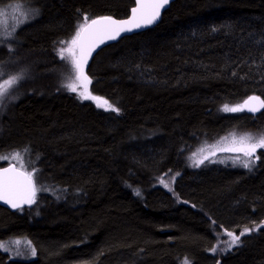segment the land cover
Returning <instances> with one entry per match:
<instances>
[{"label":"trees","instance_id":"obj_1","mask_svg":"<svg viewBox=\"0 0 264 264\" xmlns=\"http://www.w3.org/2000/svg\"><path fill=\"white\" fill-rule=\"evenodd\" d=\"M12 1L39 14L9 53L21 97L0 118V152L28 149L40 191L30 206H0V241L35 250L27 261L0 251V264H264V149L251 171L187 164L203 141L264 134V108L222 110L264 101V0H173L155 26L97 51L88 90L118 112L64 87L58 51L86 16L124 17L134 0L0 4ZM245 228L223 250L225 230Z\"/></svg>","mask_w":264,"mask_h":264},{"label":"snow or ice","instance_id":"obj_2","mask_svg":"<svg viewBox=\"0 0 264 264\" xmlns=\"http://www.w3.org/2000/svg\"><path fill=\"white\" fill-rule=\"evenodd\" d=\"M168 3L169 0H136L137 6L132 9V16L128 20H123V21L114 20L111 16L98 17L96 19H92L89 21V18L86 16L85 23L79 26L75 36L69 42L70 47L67 49L64 48L59 49L58 54L60 55L61 59H66L65 52H72L71 46L77 45L80 38L82 37V34L86 31V29H93V31L91 32L93 43L92 46L89 47L88 51L83 54V59L76 60L74 57L72 59L73 68L76 73V79L79 80L83 78L88 83H91V81L88 80V77L83 73L82 64L86 63L87 56L90 55L94 47L97 46L95 41L99 40V43H103L105 39L108 40L116 39L121 32L132 31L133 28H140L142 26L152 24L160 16V10L164 8ZM16 8L23 13V10L20 9L19 5H16ZM4 15L5 13L2 10H0V17H3ZM27 18H28L27 13H23L22 18L18 17V23L16 25H13L12 31L7 30L8 29L7 20L0 19V25H2L4 28L3 33H0V35H2L5 38H11L18 24L23 23L24 20H26ZM2 42L3 40L0 39V43ZM61 43H65V42L61 41ZM2 75L3 73L0 72V77H2ZM21 78L22 76L20 75L12 76L8 80H5L3 84H0V101H2V99L9 94V90L14 85H16L18 80ZM64 87H67L68 90L71 92H77V88L74 82L65 84ZM78 95L79 98H81L82 100H87V99H92L94 101L102 100V98L100 97L92 96L91 92L87 90L78 93ZM252 100L259 101V106L258 107L248 106V111L255 113L260 109L264 108V101H261L259 97H249V100H246L244 102V105H237L235 107H229L228 105H224L222 110L225 112L242 111L245 105H249V101ZM105 105H106L105 108L106 111L107 110H111L114 112L119 111V109L116 108L114 105L109 104L107 100H104L103 104L97 103V107H101ZM232 143L239 144L240 147L220 148L219 150L242 152L245 157H252L256 154L257 149H264V134H262L257 138L250 133H246L240 136L238 139L235 137V135H233ZM208 147L212 149L216 148L215 145H211ZM24 151L27 152L28 149H25ZM200 151L203 152L204 149H201ZM193 155H195V153ZM209 155H215V151H211ZM209 155H205L203 159L198 160L196 162V166L202 164L204 160L209 159ZM8 158L9 157L6 156L0 157V159H8ZM11 158L16 159L17 161H22V156L20 152L13 153ZM259 158H260L259 156L256 157V159ZM232 159L234 164L239 162L244 168L249 169L250 171L255 164V160L241 161L239 156L233 157ZM219 162L223 163L224 161L221 160ZM21 166L23 165L21 164ZM35 171L36 170L26 174L25 180L28 186V194L20 201L21 203L32 204L35 200L36 192L39 190L35 186V176H34ZM9 173H16V169L10 166L9 168H4L0 170V200H4L5 203H9L13 208H17L20 206V204L17 203L14 199H12L10 197V194L18 187V184L15 177L8 175ZM17 175L19 174L17 173ZM136 195H140L139 190L136 191ZM261 224L264 225V221H262ZM257 227H260V225H257ZM249 231L250 230L248 228H245L238 236L231 231L225 230L226 234L231 238V243L229 244V248H231L233 245H238L240 243V236L245 235ZM0 248H3V245H0ZM215 250L216 249L213 248V251ZM33 255H35V250H33ZM185 264H188L187 260H185Z\"/></svg>","mask_w":264,"mask_h":264},{"label":"rangeland","instance_id":"obj_3","mask_svg":"<svg viewBox=\"0 0 264 264\" xmlns=\"http://www.w3.org/2000/svg\"><path fill=\"white\" fill-rule=\"evenodd\" d=\"M16 5L20 6V9L23 10V13L28 14V18L26 20H24L23 23L18 24V26L15 28V32L20 26H22L26 23H29V21L36 18L37 14H39V10L36 6L26 4L25 2L12 1V2H8V3L0 4V10H2L5 13V15L3 17H0V19H6L7 20V22H8V29L7 30L8 31H12L13 25H16L18 23V17L22 18V16H23V13L19 9L16 8ZM3 31H4V28L2 25H0V33H3ZM15 32L11 38H5L2 35H0V39L3 40V42L0 43V46H1V48L5 49V50H2L0 52V72L3 73L2 77H0V84H3L5 80H8L12 76H17V75L21 76L20 70L17 69V67H19V66H16V64H15L16 60H14L13 56L11 58L9 56L10 50L16 42ZM74 36L75 35L64 40L65 43H62V45L60 46V49L69 48L70 47L69 42L72 40V38ZM71 47H72V52H65L66 59H63V61L65 63H68L67 69L63 70V72L65 73V77L63 79L68 78V83H70V82L75 83V86L77 88V92H73V93L79 98L78 93L84 92L85 90H87V91H89V90L87 87L88 85H85L81 79H79V80L76 79V73L74 71L73 64H72L73 57L77 60L76 47H75V45L71 46ZM61 76H62V74L60 75V77ZM19 80L16 83V85H14L9 90V94L6 95L2 99V101H0V118H1L2 114L4 112H6L7 109L5 110V108L9 107L12 103L17 101L21 97V93L18 91V88L20 87V86H18ZM79 99H81V98H79ZM237 105H243V103H240ZM237 105H234L231 107H235ZM104 107L106 108V105ZM243 110H245V107ZM238 112H241V111H238ZM246 133H250L254 137H257V138L259 137L258 135H255L254 133H251V132H234V131H231V132H228L226 134L220 135L216 138L203 141L201 144H199L196 148H194L189 153L188 159H187V164L190 167H197L196 162L198 160L203 159V157L205 155H209V153L211 151H215V155H209V159L204 160L203 163H205L207 161L219 162L222 160V161H224L223 163H229L231 165L243 167L241 165V163H239V162L234 164L232 158L239 156L241 161H243V160H255V155L252 157H245L242 152L220 151L219 149L220 148H237V147H240L239 144H233L232 143V137H233V135H235V137L238 139L240 136H242ZM0 145H3V143H0ZM211 145H215L216 148L215 149L209 148L208 146H211ZM201 149H204V151L201 152L200 151ZM15 152L21 153L22 161H17L16 159L11 158L12 154ZM194 153H195V155H193ZM3 156L9 157V158L8 159H0V162L13 163L18 168L25 171L26 173L33 172L35 170L34 168H31V166L32 167L34 166L33 160L29 159V157H30L29 153L25 152L24 150H18V149L4 150V151L0 152V157H3ZM21 164L23 166H21ZM35 172H34V176H35ZM35 180H36V177H35ZM35 186L37 189H39L36 192V193H38L40 191V186L37 184V182L35 183ZM0 245H3V248H0V251L7 253L9 256V259L26 260L27 261V260H31V259L35 258V255H33V250H34L33 245L31 244V242H29L28 240H26L24 238H12V239L8 238V239H5L3 241H0ZM222 248H224L223 250L228 249L229 243H225L224 245H222ZM73 264H85V263H73Z\"/></svg>","mask_w":264,"mask_h":264},{"label":"water","instance_id":"obj_4","mask_svg":"<svg viewBox=\"0 0 264 264\" xmlns=\"http://www.w3.org/2000/svg\"><path fill=\"white\" fill-rule=\"evenodd\" d=\"M172 1L173 0H169V3L164 8H162L160 10V16L152 24H149V25H146V26H142L140 28H133L132 31L121 32L120 35L117 36L116 39H113V40L105 39L103 43H99V40H96L95 43H96L97 46H95L94 49L92 50L91 54L87 56L86 63H83L82 64L83 73H84V75H86L88 77V80H90V76L88 75L87 68H88V66H89V64H90L93 56L97 53V51H99L101 48H103L106 45H109L111 43L116 42L118 39H120L123 36L130 35V34H133V33H136V32H140L142 30H145L147 28H151V27L155 26L158 23V21H159V19L161 17V14L163 13V11L166 8H168L169 4ZM136 6H137L136 5V0H134V4L130 8V10H129V12H128V14L126 16H124V17H114V16H111V17L114 20H117V21L128 20L132 16V9L134 7H136ZM104 16H107V15L96 16V17L91 18L90 20L96 19L98 17H104ZM92 31H93V29H86V31L82 34V37L80 38V40L77 43V45H75V47H76L77 60H82L83 59V54L86 53L88 51L89 47L92 46V43H93V38L91 36V32ZM81 80L83 81V83L85 85H89V83L87 81H85L83 78H81ZM95 97H98V96H95ZM249 97H258V96H256V95H250V96H248L243 101V105H244V102L246 100H249ZM104 100L105 99L102 98V100L97 101V102L103 104V101ZM248 106H257L258 107L259 106V101L252 100V101H249V105H245V110L247 112H249L251 114H255L256 112L253 113V112L248 111ZM10 166L11 167H14L16 169V173H9L8 175L14 176L15 179H16V181H17V184H18V187L10 194V197L12 199H14L17 203H19L20 206L17 207V208H13L9 203H5L4 200H0V206L3 207V208H5V209H8L9 211H16L17 209H19L21 207L30 206L32 204H27V203H21L20 202L28 194V186H27V182L25 180V177H26V174L27 173L25 171H23L22 169L18 168L13 163H7V164H4V165H1L0 166V170H2L4 168H9ZM17 173L19 175H17Z\"/></svg>","mask_w":264,"mask_h":264}]
</instances>
